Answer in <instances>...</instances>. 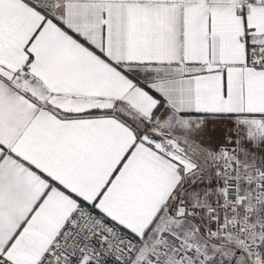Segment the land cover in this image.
I'll return each mask as SVG.
<instances>
[{
	"label": "snow or ice",
	"instance_id": "1",
	"mask_svg": "<svg viewBox=\"0 0 264 264\" xmlns=\"http://www.w3.org/2000/svg\"><path fill=\"white\" fill-rule=\"evenodd\" d=\"M0 264H264V0H0Z\"/></svg>",
	"mask_w": 264,
	"mask_h": 264
}]
</instances>
